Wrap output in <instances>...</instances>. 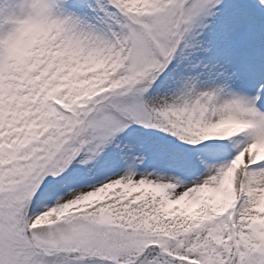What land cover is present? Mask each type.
<instances>
[{
    "label": "snow or ice",
    "instance_id": "6c2138e0",
    "mask_svg": "<svg viewBox=\"0 0 264 264\" xmlns=\"http://www.w3.org/2000/svg\"><path fill=\"white\" fill-rule=\"evenodd\" d=\"M0 264H264V0H0Z\"/></svg>",
    "mask_w": 264,
    "mask_h": 264
}]
</instances>
